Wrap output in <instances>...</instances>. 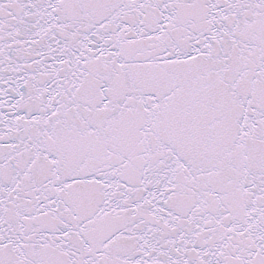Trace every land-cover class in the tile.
Masks as SVG:
<instances>
[{"label":"snow or ice","instance_id":"1","mask_svg":"<svg viewBox=\"0 0 264 264\" xmlns=\"http://www.w3.org/2000/svg\"><path fill=\"white\" fill-rule=\"evenodd\" d=\"M0 264H264V0H0Z\"/></svg>","mask_w":264,"mask_h":264}]
</instances>
